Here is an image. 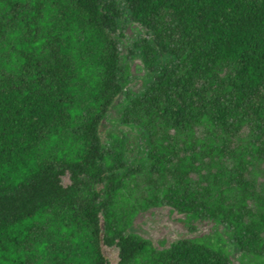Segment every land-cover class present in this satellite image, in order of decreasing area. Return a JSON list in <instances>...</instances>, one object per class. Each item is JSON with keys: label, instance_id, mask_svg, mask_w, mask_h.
<instances>
[{"label": "trees", "instance_id": "16d2710c", "mask_svg": "<svg viewBox=\"0 0 264 264\" xmlns=\"http://www.w3.org/2000/svg\"><path fill=\"white\" fill-rule=\"evenodd\" d=\"M133 22L145 32L122 64L116 36ZM135 60L147 79L125 92ZM262 163L264 0H0V264H111L103 246L116 264H232L231 245L264 264V185L248 177ZM161 207L223 224L229 241L158 250L130 230Z\"/></svg>", "mask_w": 264, "mask_h": 264}, {"label": "rangeland", "instance_id": "374dc122", "mask_svg": "<svg viewBox=\"0 0 264 264\" xmlns=\"http://www.w3.org/2000/svg\"><path fill=\"white\" fill-rule=\"evenodd\" d=\"M140 32H145L143 27L138 23H130L125 26L123 31L124 38L116 36V40L120 45L122 64L125 63V56L127 54V47L136 39ZM130 66L129 85L125 88V92L138 93L144 87V82L147 79L146 71L139 60L128 63ZM126 101L125 93L117 98L116 103L108 112V123L111 124L107 132L114 126H117L120 119V112L123 103ZM128 135L138 144H140V132L135 126L123 128ZM107 132L104 140H107ZM212 131L206 130L204 127L196 129L195 137L201 141H208L207 139L213 135ZM250 128L244 127L239 135L233 138V147L245 146L249 141ZM180 140H182L180 138ZM143 149L135 147L128 157L132 162L138 161L143 157ZM249 179L256 182L258 186L264 185V163L250 167L248 175ZM195 184L198 183L199 177L197 174L192 175ZM62 183L68 185L70 183L69 175L62 178ZM139 190H145V184L141 178L137 181ZM250 206L254 208V203L251 202ZM131 232L138 234L148 240L158 249H167L173 243L180 239L202 240L211 235L221 234L229 241L228 228L210 219H196L189 214L178 213L171 207L153 208L147 212L140 213L133 224ZM264 236V234H263ZM105 257L111 264H116L119 260V249L114 247L103 246ZM230 257L232 264H248L253 258L250 254L235 249L231 245Z\"/></svg>", "mask_w": 264, "mask_h": 264}, {"label": "water", "instance_id": "95a60500", "mask_svg": "<svg viewBox=\"0 0 264 264\" xmlns=\"http://www.w3.org/2000/svg\"><path fill=\"white\" fill-rule=\"evenodd\" d=\"M120 95H122V94H120ZM119 95V96H120ZM118 96V97H119ZM117 97V98H118ZM117 98L115 99V101H114V103L112 104V106L110 107V110L112 109V107L114 106V104L116 103V101H117ZM111 124H109L108 123V121H107V117H105L101 122H100V124H99V127H98V133H99V136H100V138H101V140H102V143L103 144H105V140H104V136H105V134H106V132H107V130H108V128H109V126H110ZM120 128H125V126H120ZM132 229V228H131ZM236 250H237V248L235 247V252H236ZM103 253H104V251H103ZM105 255V254H104Z\"/></svg>", "mask_w": 264, "mask_h": 264}]
</instances>
